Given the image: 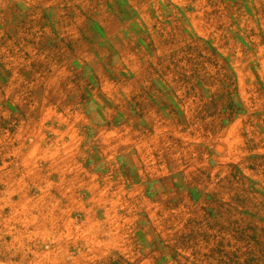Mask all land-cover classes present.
I'll use <instances>...</instances> for the list:
<instances>
[{"label":"rangeland","instance_id":"obj_1","mask_svg":"<svg viewBox=\"0 0 264 264\" xmlns=\"http://www.w3.org/2000/svg\"><path fill=\"white\" fill-rule=\"evenodd\" d=\"M56 99L65 126L156 113L144 174L177 183L154 245L90 242L88 171L40 119ZM148 259L264 264V0H0V264Z\"/></svg>","mask_w":264,"mask_h":264},{"label":"crops","instance_id":"obj_2","mask_svg":"<svg viewBox=\"0 0 264 264\" xmlns=\"http://www.w3.org/2000/svg\"><path fill=\"white\" fill-rule=\"evenodd\" d=\"M55 102L51 112L41 113L40 119L43 123L50 118L59 122V160L67 167L80 164L88 171L79 190L94 199L88 209L93 215L90 233L95 234L90 242L104 245L111 255L116 254V247L154 245L158 242L156 228L148 218L172 197L177 183L170 170L160 176L144 174L141 158L149 155L146 147L154 143L159 131L156 113H131L129 106L126 113H87L74 106L72 113L78 118L74 116L75 120L65 126V113H59L61 101ZM66 178L64 174L63 181H68ZM83 208L87 211V206ZM139 256L132 260L143 259ZM147 262L160 264L154 259Z\"/></svg>","mask_w":264,"mask_h":264}]
</instances>
